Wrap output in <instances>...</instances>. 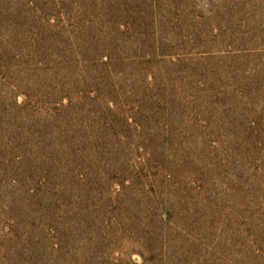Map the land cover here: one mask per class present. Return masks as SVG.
Instances as JSON below:
<instances>
[{
    "label": "rangeland",
    "instance_id": "obj_1",
    "mask_svg": "<svg viewBox=\"0 0 264 264\" xmlns=\"http://www.w3.org/2000/svg\"><path fill=\"white\" fill-rule=\"evenodd\" d=\"M0 264H264V0H0Z\"/></svg>",
    "mask_w": 264,
    "mask_h": 264
}]
</instances>
